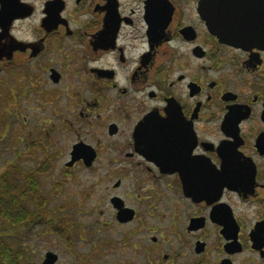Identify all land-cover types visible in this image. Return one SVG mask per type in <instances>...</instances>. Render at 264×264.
Segmentation results:
<instances>
[{
  "label": "flooded vegetation",
  "instance_id": "obj_1",
  "mask_svg": "<svg viewBox=\"0 0 264 264\" xmlns=\"http://www.w3.org/2000/svg\"><path fill=\"white\" fill-rule=\"evenodd\" d=\"M0 107L40 264H264V38L208 0H0Z\"/></svg>",
  "mask_w": 264,
  "mask_h": 264
},
{
  "label": "trees",
  "instance_id": "obj_2",
  "mask_svg": "<svg viewBox=\"0 0 264 264\" xmlns=\"http://www.w3.org/2000/svg\"><path fill=\"white\" fill-rule=\"evenodd\" d=\"M22 174L12 166L6 167L0 173V224L6 222V225L11 224L12 228L15 226V240H17L13 242L11 236H9L11 238L9 243L0 239V264H24L26 258L22 236L25 233V226L34 219V211L24 201L29 193H33L31 194L33 197H39V190L31 189L28 184L23 183L21 188L20 181H12L13 175L20 177ZM37 207H42V204H37Z\"/></svg>",
  "mask_w": 264,
  "mask_h": 264
},
{
  "label": "water",
  "instance_id": "obj_3",
  "mask_svg": "<svg viewBox=\"0 0 264 264\" xmlns=\"http://www.w3.org/2000/svg\"><path fill=\"white\" fill-rule=\"evenodd\" d=\"M252 16L248 0H208L209 29L234 44L244 46L264 38V26H252ZM55 260L56 254L48 252L43 264H53Z\"/></svg>",
  "mask_w": 264,
  "mask_h": 264
},
{
  "label": "rangeland",
  "instance_id": "obj_4",
  "mask_svg": "<svg viewBox=\"0 0 264 264\" xmlns=\"http://www.w3.org/2000/svg\"><path fill=\"white\" fill-rule=\"evenodd\" d=\"M7 111H8V109L0 107V134H4L3 136L0 135V173L3 172L6 167H11V166H9V164L11 162L17 161V159L15 160L13 158L14 150H13L12 146H10L12 144V140H13L11 138H13V137L8 136V134H11V131L8 130V128L10 127L12 116ZM16 111H17V113H18L17 115L19 117L28 113V110L25 108L24 109L23 108H16ZM9 112H10V110H9ZM34 112H37L40 116L43 115L42 114L43 110H40V109L37 111L33 110V113ZM16 122L19 123L20 121L17 119ZM16 128H18V127L16 126ZM16 133H18V132H16ZM23 135L24 134L22 132L18 136L16 135L14 138L15 139L16 138L22 139ZM18 141L16 139V143ZM16 143H15V145H16ZM23 143L24 142L22 141L21 143H19V144L17 143V145H16V148L21 152L24 151V147H25V145ZM28 158L29 157H27L26 154H23L22 156H20L18 158V161H17L18 166H16L15 169H17L23 173L24 168H25L24 160H28ZM46 180H47V177H45V179H43L44 184L46 183ZM19 185L21 188H23V184H22L21 179H20ZM10 229H11V231H15L14 230L15 226H14V228H12L11 224L6 225V222L1 223L0 224V239H3L9 243L11 238L8 237V233H6V231L9 232ZM40 229L41 228H39L38 231H40ZM32 232H35V231H32ZM25 237H26V235L24 233L22 236L24 243L26 240ZM13 239H11L13 242H15V241L17 242V240H15V238H13ZM24 246L26 248V255H25L26 258H25L24 264H40L41 259H42L43 254H44V247H41L42 242L39 241V243H38L36 241H29Z\"/></svg>",
  "mask_w": 264,
  "mask_h": 264
}]
</instances>
